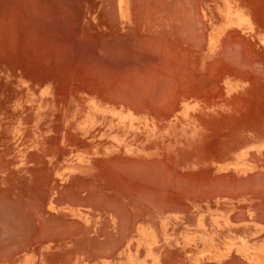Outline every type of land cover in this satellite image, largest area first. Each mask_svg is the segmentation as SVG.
Listing matches in <instances>:
<instances>
[{
  "label": "bare ground",
  "instance_id": "obj_1",
  "mask_svg": "<svg viewBox=\"0 0 264 264\" xmlns=\"http://www.w3.org/2000/svg\"><path fill=\"white\" fill-rule=\"evenodd\" d=\"M63 2L64 3L60 2L59 0H0V78L4 79V82L7 85H9V84L13 85V87H14L13 91H15L16 93H20V95H19V97L17 99V102L12 107H14L16 112H25V113L29 114L31 116L33 122H35L37 125L42 121V119H44L46 117H49V118L50 117H54V116H57L58 114L60 115V118L63 119V116L65 114H67L66 113L67 108L71 104H77L78 103V104L84 106V108L86 109L87 115H86V120H85L84 123L81 124L79 122L78 124H75V126H72V131L74 132V134H76V135L79 134L77 136L78 138L81 137V139H85V138L88 137V136H86V134H88L91 130H94V129L98 130V141L109 142L108 143L109 145L110 144H117V145L124 146V152L125 153L133 152L134 154H137L138 152H140V153H144L145 154V149H146L147 144H149V142L150 143L151 142H155L156 140L165 139V137L169 133V131H168L169 129L174 128L177 131L193 132L196 129V122H197L198 119H200V118H202L203 116H206V115L215 114L213 111H210L209 109L205 110V109H203L201 107H202L203 104L213 105L214 103H218L220 101H223V99L225 98L224 95H225V92H226V88H224L223 85H224V80L227 79V77H228L227 76V71H226V69L228 67L227 68L225 67V65L227 63L226 61H228V60L232 61L233 60L235 62L236 58L233 59V57H236L235 55L238 54L237 52L240 49V45H241V43H243L242 40H239V39H235L234 40L235 43H233L234 41L231 42L230 41L231 38H232L231 36H233L232 33H236V31H238L240 33H243L246 36H253V37H255V39L257 41L261 40V44L264 46V38L261 36L259 31L255 30L256 27L253 26V24L250 22V20L247 17V15L244 14L239 9L238 4L234 0H220V4H221V11L219 13L220 14L219 15L220 21H219L217 26H213V27H212V24H211V22L209 20V14H207L205 12V8H204V5H203V0H135L134 11H135V16L136 17L133 20V23H132V20L130 22V20L128 18L129 17L128 7L130 6L129 5V0H116V7L115 8L112 7L110 9L111 13H110V11L109 12L107 11V14L110 13L112 15L111 16V15L108 14L110 17H112L111 27L114 30L115 28L117 29V27H119L118 25L123 27V26H126L130 22L129 25L132 26V29H134L135 31L137 29V31H139V29H141V27L143 25H146L148 27V29H149V32L145 36V38H142L144 36V34H143L142 37H137V40H135L134 38H131V39H133L132 42L133 41H137L138 42L137 43L138 44V48L137 49H140L139 48L140 47L139 43H141V42H143V43H145L147 45L146 46L147 49L146 50L144 49L146 51V55L145 56L147 57V59H150V60H149V62H145L147 64L143 65V64H141L142 63L141 61H139L140 63L139 62L138 63L134 62L137 59V56H136L135 59H134V56H133L132 57L133 58L132 62H134V63L125 64V65L120 66L121 68H123L122 71L124 69H128V70L130 69L129 72L132 73L131 72V69H132L134 71V73H136V75H137V73L140 74V75H138L140 77L137 76L135 78L134 74L132 73L131 75H133L135 79H132L133 78L132 76H131L132 78L130 79V74H129V76L126 75L125 78H124L123 76L120 75V73H117L118 71L120 72L121 69L119 70L118 69L119 65H117L115 63L116 66H117V69H118V70H115L116 73L114 71L111 72L112 70L108 69V71L110 70V72L107 73V75L105 73L104 74L105 76H103L102 75L103 69L100 68L101 70L100 69H99L100 71L98 70L99 72H101L100 78H97V80H96V76H97L96 75L95 78L93 80H91V82L89 81V83H85L87 80L85 82H83V81L80 82L78 80H74L72 78H68V77L66 78L65 77L66 73H67L66 71H68V70L64 71L65 64L67 63V61L65 63V60H67L66 59L67 54H65V51L67 52V50H68V49L65 50V46L67 44L72 43L73 48L75 49V50L73 49V51L78 52L77 54H75V55H78V56L74 57L75 62H76V61H78L77 58L78 57L81 58V56H82V55L79 56V51L78 50L79 49L82 50L81 48L85 44H83V42L81 41L82 38L80 39L78 37V34H80V31H82V30H80V31L78 30L76 32L77 35L75 36V38L73 40H71V39L69 40L68 38H65L67 36H65V34H64L65 31L63 30L64 29L63 27L65 25H69V23H71L72 20H75V21L77 19L79 20V12L77 13L75 11L74 15L72 13L70 14L69 12H67L68 9H66L65 6H64V9H63V5L67 4L68 2L66 3L64 0H63ZM76 2H78V1H76ZM69 3H72V2L69 1ZM110 3H113V1H110ZM136 3H137V8H136ZM73 5H74V3H73ZM108 5H109V3H108ZM112 6H114V5H112ZM76 7H78V6H76ZM106 7H107V5H106ZM57 8H60L61 11L62 10L63 11L62 12L58 11ZM78 8H76V9H78ZM81 9L83 11V8H81ZM131 9H132V7H131ZM72 11L74 12V10H71V12ZM77 11H79V10H77ZM82 11H80V12H82ZM69 14L71 15L70 17L68 16ZM46 16H48V20H50V19L52 20L51 23L49 21H48L49 23H44V24L40 23L41 18L47 19ZM104 20H105V17H104ZM109 21H110V18H109ZM79 22H81V20H79ZM73 23H74V21H73ZM79 24L81 25V23H79ZM106 24H107V22H106ZM86 25L87 24H84V27ZM50 26H51V29L53 27L52 30H50ZM107 27L108 26H106V28ZM68 28H70V27H68ZM109 28H110V25H109ZM77 29H79V28H77ZM134 30H132V31L134 32ZM126 31H128V30H126ZM85 32H88V30L86 29ZM95 34H96V32H95ZM131 34H132V32L125 33L124 34V36H126V37H124L125 40L126 39L128 40L129 37L127 38V36L133 37ZM68 35H69V33H68ZM116 35H115L114 39L116 38ZM88 36H90V35H88ZM120 36L122 37V35H120ZM137 36H138V32H137ZM70 37H71V35H70ZM118 37H119V34H118ZM91 38H93V37H91ZM111 38L113 39V36ZM235 38H237V37H235ZM89 39H90V37H89ZM97 39H96V42L98 41ZM119 39H121V38H119ZM237 40L241 41V43L238 42ZM87 41H88V39H87ZM112 41H114V40H112ZM116 41H114V42H116ZM129 42H130V40H129ZM230 42H231V44H230ZM143 43H141V44H143ZM135 44H136V42H135ZM229 44H230L229 49L231 50V52H230V50H229V52L232 53V55H230V57H228L229 56L228 54L226 56V49H227V52H228L227 46H229ZM114 45H112L113 49H114ZM130 45H131V43H130ZM132 45L136 46L134 44H132ZM182 45L184 46V49H185V51H183V54H184V57H183L184 59L183 60L184 61L181 58L182 55L180 56V54H179V52L181 53L180 47H182ZM231 45H233L235 47V49H234L233 46H232L233 48H231ZM236 45H238V46H236ZM98 46H99V44H98ZM109 46H110V44H109ZM120 46H121V44H120ZM128 46H129V44H128ZM143 46L145 47V45H143ZM99 47H97V49ZM102 47H103V45H102ZM102 47H101V49H102ZM121 47H120V49H121ZM238 47H239V49H238ZM244 47L247 48V46H245V45L243 46V48H242L243 51L245 50ZM70 48L72 49V47H69V54H70ZM116 48H115V50H116ZM132 48L134 49V47H132ZM132 48L129 51H131ZM236 48L238 49V51L236 50ZM105 49H106V47H105ZM137 49L135 47V50H137ZM232 49L235 50L236 52H234ZM88 50H90V49H88ZM242 50L240 49L239 56H240V53L242 52ZM98 51H99V49H98ZM246 51H247V53L250 52L249 49H247ZM106 52H108V50H106ZM112 52H110V53H112ZM141 52H142V50H141ZM96 53H97V51H96ZM233 53H234V56H233ZM92 54L93 53H91L90 55L92 56ZM123 54H126V53H123ZM134 54L136 55V53H134ZM144 54H145V52H144ZM95 55H97V54H95ZM114 55H115V53H114ZM242 55L245 56L246 54L242 53ZM242 55H241V57H242ZM73 56H74V54H73ZM99 56H101V55H99ZM179 56H180V58H179ZM239 56H237V59H238ZM248 56H251V58H252L253 55L250 52V55L247 54V57ZM120 57H122V56H119V59H121ZM241 57H239V58H241ZM100 58H102V56ZM108 58H109V56L107 57V59ZM139 58H138V60H139ZM242 58L240 60H242ZM253 58H255V59H253ZM253 58L252 59L256 61L260 57L258 58L257 56H254ZM116 59H117V57H116ZM124 59L126 60L125 57H124ZM127 59H128V57H127ZM143 59H145V58H143ZM143 59L141 58V60H143ZM244 59L247 60V59H249V57L246 59V56H245ZM252 59H250V60L253 61ZM98 60H96V61H98ZM103 60L104 59H102V61ZM108 60H110V58ZM129 60H131V59H129ZM129 60H128V62H129ZM69 61H71V60H69ZM80 61H82V59ZM112 61H113V59H111V62ZM115 61L118 62V59L115 60ZM233 61L230 62V64L233 65L234 64ZM260 61H258V63L262 66L263 63L261 64ZM88 62H90V61H88ZM99 62H100V60H99ZM250 62H249V64H248V61H245V63H242V64L240 63L241 64L240 66H243L244 64H246V67H245V65H244V67L247 69L248 68L247 65L249 66ZM253 62H251V63H253ZM73 63H74V60H73ZM77 63H76V66H77ZM254 63L252 64V66L250 65L251 68H253L255 66V73L253 72V74L256 75L257 71L264 72V70H262V69H264L263 66L261 68V66L258 67L259 66L258 63H255V65H254ZM91 64H93V63H91ZM91 64H90V67H89L90 69H93L94 66H98L99 67V64H98V65H93V67L91 68ZM94 64H95V62H94ZM105 64H107V63H105ZM105 64H104V69L106 68ZM115 64L112 65V66H115ZM83 65H85V69H86V64L84 62H83V64H81V66H83ZM72 66H73V64H72ZM76 66L74 64V67H72V68H76ZM110 66L111 65H109L108 67L112 68ZM124 66L125 67H129V68H125ZM234 66H236V67H234ZM234 66H233L234 68L231 67L232 71H233V69H235V68L237 69V67H238L237 64L236 65L234 64ZM66 67H70V66H66ZM78 67H79V65L77 66V68ZM100 67L103 68V66H100ZM256 67H258L259 70H257ZM72 68L70 67L71 70L69 69V73L72 71ZM224 68H226V69L224 70ZM231 68H230V71L228 70L229 72H232ZM79 69H81V68H79ZM87 69H88V67H87ZM96 69H98V68H96ZM248 69H250V67ZM76 70H75V73L78 71V70L77 71ZM95 71L96 70H94V72ZM98 71L96 72L97 74H99ZM253 71H254V68H253ZM83 72H87V71H83ZM94 72L91 70V74H93ZM124 72H126V74L128 73V71H126V70ZM140 72H142L143 74L141 75ZM237 72H240L239 69H238ZM237 72H235V73L238 74ZM103 73H104V71H103ZM121 73H123V72H121ZM87 74H90V73L87 72ZM116 74H119V77L121 76V78H123V79L120 81V79H121L120 78L117 81V79L119 77L117 78ZM261 74H263V73H261ZM73 75H74V73H73ZM85 75L86 74L84 73V76ZM122 75H125V73H123ZM248 75H250V73ZM92 76L93 75H91V77ZM258 76H260V75H258ZM70 77H71V75H70ZM89 77L90 76H88V78ZM97 77H99V75ZM126 77H128V78L126 79ZM261 77H264V75H262ZM73 78H74V76H73ZM101 78L105 82V85H103L104 82L102 80H100ZM98 81L102 82L101 85H103V86L100 89V90H102V88H103V92L102 93H101V91L98 90L99 89L98 87H100V86H98V85H100V83ZM220 99H222V100H220ZM3 103H5V102H3ZM215 107H224V106L223 105H218V106H215ZM168 118H172V119L169 120L168 122H166L168 120ZM31 129L32 130H30L31 134H30L29 137H26V135H22L21 134V131L23 132L24 129H22V130L19 129L18 135L16 137H13V136L10 137V140L20 141L21 143L35 141L37 139L36 130L34 131V127H31ZM13 135H15V133ZM59 139L60 140H65L64 136H62V135H60ZM25 140H27V141H25ZM51 149H52V147H51ZM131 149L133 151H131ZM51 152H53V151H51ZM55 153H57V152H55ZM73 157L80 158L79 153L74 154ZM38 158H40V157H38ZM120 161H122V160H120ZM109 163L111 164V162H109ZM144 163H146V162L144 161ZM106 164H107V162H106ZM130 164L131 163L127 164V166L130 165ZM132 164L134 165L135 163L132 162ZM137 164H138V161H137ZM114 165H115V163H114ZM117 165H119V164L117 163ZM120 165H119V167L115 166V168H119L120 170H122L121 167L124 166V165H121V166ZM151 165H152V161H151ZM102 168H104V167H102ZM144 168H146V167H144ZM153 168H154V166H153ZM107 169H108V167H107ZM69 170L70 169H68L65 166L64 170L59 172V173H57L56 176L64 178V177H66V175L64 176V174H67L69 172ZM123 170H124V168H123ZM129 170H131V169H129ZM104 171H105V169H104ZM131 171H129V172H131ZM158 171H159V169H158ZM129 172H127V173L129 174ZM135 172H137V174ZM148 172H151V171L148 170ZM148 172H146V174ZM161 172H162V170L159 173H161ZM55 173H56V171H55ZM110 173H111V170H110ZM117 173H118V171H117ZM119 173H120V171H119ZM127 173H125V174L127 175ZM134 173H133L134 176H138L139 171H137V170L135 171L134 170ZM141 174H142V172H141ZM141 174H140V176H141ZM146 174H144L145 175L144 177L141 176V178L142 179H144V178L149 179L148 176H146ZM51 175L52 174H50V176ZM169 175H170V172H169ZM151 176L152 175H150V179L149 180L153 179V177L151 178ZM162 176H163V173H162ZM179 176H181V175H179ZM46 177H48V175ZM121 177H122V175H121ZM128 177H130V174H129ZM128 177L127 178L122 177V178H124V180L127 179L129 181L131 178L128 179ZM111 178H112V176H111ZM122 178H121V180H122ZM117 179H118L117 183L119 185L120 178L117 177ZM117 179L115 178L116 181H117ZM133 179H134V177L132 178V180ZM142 179L140 181V184L144 183V184H142L143 186L141 185L142 186L141 188H142V190H144V192H145L144 194L146 195V193L148 194L152 189L148 190V185L149 184H145V183L149 182V180H147L145 182L144 181L145 179L144 180H142ZM155 179H157V177ZM155 179L151 180V181H155ZM217 179H218V177H217ZM46 180L47 179H45V181ZM48 180H49V178H48ZM220 180H221V178L219 179V181ZM136 181H137V179H136ZM130 182H131V180L129 181L128 185L130 184ZM114 183L115 182H113V184ZM124 183H126V180H125V182L123 181V183L121 185L124 186ZM158 183L155 182V184H158ZM162 183L161 184L164 186V182L163 181H162ZM262 183H264V181L261 182V184ZM78 184H77V186H78ZM131 184L130 185L133 188H135L134 187L135 183H133V181H132ZM133 184H134V186H133ZM166 184H167V180H166ZM198 184L199 183H197L196 185H198ZM217 184L218 183H216V185ZM220 184L223 185V189H225L224 188L225 187L224 184H222V183H220ZM250 184H251V182H250ZM86 185L88 186L89 184L86 183ZM126 185H127V183H126ZM128 185H127V187H128ZM136 185H138V184H136ZM162 185H160V187ZM259 185H260V183H259ZM259 185H256L257 186L256 188H258ZM38 186H39V184H38ZM80 186H82V185L80 184ZM90 186H92L91 183H90ZM115 186H117V185H115ZM212 186H211V189H212ZM253 186L255 187V185H252V187ZM124 187L127 188L126 186H124ZM124 187H122V190L123 189L125 190ZM132 187L130 188L131 193L134 190ZM150 187L152 188L151 185L149 186V188ZM235 187H234V189H235ZM85 188H87V187H85ZM97 188H96V191H97ZM156 188H157V185L153 189H156ZM159 188H158L157 191H159ZM229 188H231V185L229 186ZM46 189H47V186H46ZM79 189L80 190L81 189L84 190L81 187H79ZM79 189L77 191L81 192V191H79ZM162 189H163V187H162ZM167 189H169V188H167ZM9 190L11 192V190H13V189H9ZM128 190H129V188H128ZM137 190H138V188H137ZM139 190H140V188H139ZM209 190L210 189H208V191ZM6 192L8 194L7 189H6ZM64 192H65V189H64ZM90 192H88V193H90ZM127 192L128 191H126V192L123 191V193H125V195L127 194ZM204 192L205 191H203V193ZM231 192H233V191H231ZM231 192H230V194H231ZM33 193L34 192H32V194ZM59 193H62V192H58V194ZM137 193H138V191L136 192V194ZM151 193L152 192H150V194ZM7 194L0 193V196H1V199H0V211H3V212H1V215L4 214V213L7 214V215H11V218L12 217L14 218V223L17 222V224H19V218L20 217H18L17 215L20 213L21 209H20V211H17V210H14V209H15V207L19 206L21 203L19 205L15 206V207L12 206L13 202H12V204H10V201H9L10 198L7 196ZM11 194H13V193H11ZM36 194H37V191H36ZM71 194L73 195V193H71ZM71 194H69L70 198L72 197ZM102 194H103V191H102ZM201 195H203V194H201ZM6 196L8 198H6ZM62 196H63V194H62ZM67 196H68V194H67ZM138 196L139 195H136L137 199L134 196L133 197L134 199L132 198L134 201L133 200L132 201L135 202V200L136 201L142 200L140 198L138 199ZM152 196H153V194H152ZM156 196H157V193H156ZM158 196H159V194H158ZM180 196H181V194H180ZM64 197H65V199H67L66 196H63V199H64ZM89 197H88V199H90V201H91V198H89ZM91 197H92V195H91ZM96 197H98V196L96 195L95 199H96ZM131 197H132V195H131ZM32 198H34V197L32 196ZM32 198L30 199V201L33 200ZM141 198H143V196H141ZM152 198L153 197H151L149 199H152ZM15 199H18V198L16 197ZM21 199H24V197H22ZM68 199H69V196H68ZM78 199H77V201L79 202ZM95 199L93 201H95ZM129 199H131V198H129ZM145 199L146 198L143 199L142 204H143L144 201L147 200V199L146 200ZM35 200H36V198H35ZM44 200H46V199L44 198ZM59 200H61V199H59ZM83 200L85 201V199H83ZM86 200H87V198H86ZM24 201L27 202L26 199H24ZM33 201H32V203H33ZM74 201H76V200H73V202ZM90 201H89V205L91 203ZM152 201H154V200H152ZM84 203L87 204L88 202L85 201ZM149 203H151L150 200H149L148 203L146 201V204L150 205ZM28 204H29V199H28ZM39 204H41V202H39ZM70 204H72V206H73V203H70ZM97 204H98V201H97ZM146 204H144V205H146ZM33 205H34V207L35 206L37 207V205L32 204V206ZM75 205H76V203H75ZM112 205H113V203H112ZM29 206L30 205H28V207ZM38 206L41 207L40 205H38ZM44 206H45V204H44ZM91 206H93V205H91ZM94 206H93V208H94ZM101 206H103V205H101ZM138 206L135 207V208H137V212L139 214V213L142 212V211L141 212L139 211L142 208L140 209V207H138ZM154 206H155L154 208H156V207H158V204H157V206L156 205H154ZM106 207H108V206H106ZM151 207L153 208V206H151ZM12 208H14V209H12ZM24 208H26V207H24ZM31 208H33V207H31ZM31 208L29 207L27 212L25 211L26 209L24 210V216H22L24 222L29 218V217H27V214H28V216L29 215H31V216L33 215V216H36L35 218H37V215H35L36 212H35V214H29V212H30L29 209H31ZM109 208H110V206H109ZM138 208H139V210H138ZM145 208L148 209L149 206L145 207ZM38 209H39V212H38L39 217H38V219L40 221L38 220L37 222L38 223L43 222L42 223L43 225L48 223L47 221L46 222L44 221L45 220L44 219V215H43V212L45 214V211H43L44 209L43 210H41L42 208H38ZM157 209L160 212L162 210L161 208H160L161 210H159V208H157ZM33 210H35V209H33ZM101 210H102V208H101ZM111 210H110V212H111ZM134 210H136V209H134ZM152 211H153V209H151V212ZM158 211L156 210L155 213L158 214ZM162 211H164V210H162ZM137 212H135V213L137 214ZM32 213H34V212L32 211ZM5 214L2 217H4V218L6 217V218L2 219V220L0 219V221L2 222L4 220L5 222L7 221L6 223H8V217L9 216L7 217V216H5ZM47 214H49V213H47ZM116 214H118V213H116ZM136 214H134V217H136ZM31 216H30V218H31ZM120 216H122V215H120ZM50 217H49V219H50ZM118 217H119V215H118ZM139 217H138V220H139ZM11 218H9V220ZM47 218H46V220H47ZM16 219H17V221L15 222ZM29 219H28L27 223H29ZM118 219H120V217ZM150 219H152V218H150ZM130 220L132 221V219H130ZM126 221L125 222L123 221L124 223L122 221H120V224L118 223V227H119V225L122 226V227H125L124 224L127 223ZM134 221H135V219H134ZM27 223H24L23 228L25 227V225H27ZM31 223H33V220L30 221V224ZM58 223L59 222H57L56 227L59 225ZM2 224L4 225V223H2ZM8 224L10 225L11 223H8ZM20 224H22V223H20ZM30 224H28L26 227L33 226V225H30ZM48 224H46V226H49L47 228H50V226H53L55 223L53 225H50V223H48ZM71 224H69V225H71ZM14 225H16V224H14ZM132 225H133V223H132ZM38 226H39V224H37V229H38ZM54 226H53V228L56 229ZM6 227H7V225L5 224L4 228H6ZM118 227L115 226L116 230H117ZM15 228H18V226H16ZM67 228H65L66 231H68ZM119 228H118V230H119ZM54 229L53 230L51 229V230L53 232H56V231H54ZM104 229H106V227H104ZM121 229H123V228H121ZM121 229H120V232H121ZM125 229L126 228H124L122 230V235H121V233L119 231H117V232H119L118 235L119 236L120 235L123 236L125 231H127ZM42 230H44V229H42ZM42 230H40V232ZM46 230L50 231L48 229H46ZM103 230H102V232H103ZM4 231H6V230L4 229ZM21 231H23V230H21ZM47 231L44 230V232L48 233ZM7 232H9V231H7ZM13 232L15 234L14 230H13ZM44 232H43V234H46ZM2 233H4V232L2 231ZM35 233H38V232L36 231ZM50 233H52V232H49L48 234H50ZM58 233H60V232L57 231V234ZM9 234H10V232H9ZM28 234H30V233H27V235ZM52 234L53 235H57L56 233L55 234L52 233ZM52 234H50V236H52ZM103 234H104V232H103ZM16 235H15L16 239L19 240L20 238H22L18 234H16ZM27 235H24L25 236L24 242H26V238H27L26 236ZM31 235H33V233ZM76 235H78V234H76ZM18 236H19V238H17ZM43 236H45V235H43ZM72 236L74 237V235H72ZM46 237H48L47 234H46L45 238ZM75 237H77V236H75ZM36 238L38 240V237H36ZM41 238H43V237H41ZM45 238H44V240H45ZM51 238L57 240L56 237L54 238L52 236L49 239H51ZM61 238L63 239L64 236L61 237ZM110 238H111V236H110ZM8 239H9V237H8ZM16 239H14V240H16ZM28 239H29V237H28ZM35 239H32V241H34ZM64 239L66 240V238H64ZM18 240H16V241L19 242ZM20 240L23 241V238L20 239ZM107 240H110V239L108 238ZM114 240H116V239H114ZM114 240L112 241L113 243H114ZM118 240L119 239L117 238V243H119ZM1 241H2V239H1ZM22 241H20L19 243H22ZM45 241H48V238ZM59 241H62V240H59ZM29 242L31 243V241H29ZM29 242L27 241V243H28L27 245H29ZM95 242H96V239H95ZM8 243H7V245H8ZM10 243L13 244L14 242L10 241ZM16 243H14V245H16ZM113 243H112V246L115 245ZM22 244H23V246H24V244L26 245V243H22ZM22 244H21V247H22ZM72 244H77V243H72ZM32 245H33V243H32ZM81 245L83 246L82 243H81ZM1 246H2V244H1ZM17 246H18V243H17ZM112 246L110 247V249L112 248ZM102 247H105V246H102ZM4 248L6 249V247H4ZM8 248H7V250H8ZM14 248H16V246ZM14 248H11V251H14ZM22 248L24 249L25 246L22 247ZM2 249H3V247H2ZM20 249L21 248L19 246L18 250H20ZM9 251H8V253L11 254ZM106 251H108V250H106ZM4 252H5V250H3L2 253H4ZM17 252H19V251H17ZM37 252H38V250H37ZM6 253H4V254H6ZM13 253H16V252H13ZM13 253H12V255H13ZM102 256H104V255H102ZM66 257L67 256H65L64 259ZM1 258H3V257L1 256Z\"/></svg>",
  "mask_w": 264,
  "mask_h": 264
},
{
  "label": "crops",
  "instance_id": "obj_2",
  "mask_svg": "<svg viewBox=\"0 0 264 264\" xmlns=\"http://www.w3.org/2000/svg\"><path fill=\"white\" fill-rule=\"evenodd\" d=\"M110 1H113V3H110ZM98 2L100 4V10H97L95 18L104 19L105 17V19L108 20L110 18L111 21L112 17L109 16L111 15V10L108 8H115L116 0H98ZM129 5L132 9L130 6L128 7V18L130 22L132 20L133 23V20L136 17L134 11L135 0H129ZM107 11H110V13H108L109 15L107 14ZM110 21V28L109 26L107 28L104 26V28L106 30L109 29L108 31H110V35L112 36H115L117 33L119 36L120 34L123 36L125 33L133 32L132 30H134L132 29V26L129 25L130 22L123 27L118 25V30L116 28L113 30L111 27L112 21ZM118 34L116 35V40L119 42ZM223 86L226 88L224 95L225 98L223 99L226 103L224 107L219 110H214V113H220L224 116L227 115L228 117H223L222 125L217 127V129L224 131L223 137L219 138L217 143L213 140L212 144L207 147L206 190H192V194L199 195L201 194L200 192L205 194L206 202L197 204V207L192 208V214L194 212V217H192L191 222H188V224H183L181 222L185 217L182 215V210L177 207L169 209L174 211V213L170 214V218L166 223H164L163 220L153 222L152 219H150L149 214L151 206L144 203L146 205L142 204L143 208L141 209L143 215L141 220H139L135 226L133 222L135 202H133L134 200L132 201V198L135 196V188L131 186L132 181L134 183V179L132 180V178L134 177L133 173L135 164L133 165L132 162L136 163V161H141L145 164L144 161L147 163L150 159L148 158V155L140 152L137 154H134L133 152L125 153L124 146L117 144L109 145L103 141H97L98 148L95 150H81L78 152L80 158L71 157L70 161L64 165V167L66 166L70 169L69 172L64 174V176L66 175L64 178L55 176V180L59 185H56L53 190H25L26 192L24 190H11V192L10 190H7L8 194L6 190H0V193L7 194L11 199H9V201L10 204L13 202L12 206L15 207L21 203L19 206L15 207V209L12 208L17 211H20L21 209L20 213L18 212L19 214L17 215L20 217L19 224L16 222L17 219L15 220L16 223H14V218H11V215L5 213V216H9L8 223H11L12 225L6 223L7 221H0V246L2 244L0 247V264H40L41 259H64L65 256H67L65 259H73L76 261L81 260L74 264H124L125 261L126 264H135V259L139 261L142 260L143 264H150L154 257L184 258L188 264H264V183L261 184V182L264 181V93L261 91V87L257 86L255 76H252L251 74L238 73L237 75H231L224 80ZM253 132L254 134H257L256 139H253L252 137ZM131 151L133 150L131 149ZM105 161L107 164L109 162H111V164L109 163L107 165ZM117 163L119 165H124L121 167L122 170L115 168ZM129 163L131 164L127 166ZM119 165L116 167H119ZM64 167L60 172L64 170ZM109 169L111 170V173ZM127 172H129L130 177H128L129 174ZM125 173H127V175ZM121 175L124 178H131V185H128L130 180L128 181L125 179L128 187L126 183H124V186L127 188L121 185L123 181L125 182ZM111 176L114 178L112 179ZM116 176L120 178V186L117 183L118 179ZM220 178L222 181H219ZM113 182H115L114 184L117 186H115ZM86 183L89 185L87 186ZM90 183L92 186H90ZM216 183L218 184L216 185ZM220 183L224 184L225 189H223V185ZM77 184L83 189L85 187L87 188L80 190ZM80 184L82 186H80ZM230 185L231 188H229ZM252 185H255V187H252ZM256 185H259L258 188H256ZM122 187H124L125 190H122ZM131 187L134 189V193H131ZM64 189L66 193L64 192ZM78 189L81 192H78ZM208 189L210 190L208 191ZM123 191L128 192L125 195ZM203 191L205 192L203 193ZM229 191L233 192L230 194ZM32 192L34 193L32 194ZM58 192L62 193L58 194ZM71 193H73V195ZM62 194L63 196H66L67 199L69 196V199L67 200L65 197L63 199ZM69 194L72 195L71 198ZM91 195L92 197L94 195H97L98 197L95 199L94 196L93 198L95 201H93L94 199ZM7 196L6 198H8ZM32 196L34 198H32ZM16 197L18 199H15ZM22 197H24L27 202H25L24 199H21ZM88 197L91 198V201ZM31 198L34 201H30ZM44 198L46 200H44ZM76 198H79V202ZM83 199L88 203L85 204ZM73 200H76L74 202L76 205L78 204L77 206ZM38 201L41 202V204H39ZM89 201L91 202L90 205ZM31 203L37 205V207H34V205L32 206ZM70 203H73V206ZM28 205H30V208L33 207L29 209V214H35L36 212L35 215H37V218H35L36 216H28L27 214V217L30 218L31 216L30 219L28 218L29 223H27L28 219L24 222L22 217L24 216V210L26 209L25 211H28ZM91 205H95L94 208ZM148 206V209L145 208ZM38 208H42L41 210L44 209L43 211H45V214L42 211L45 219L44 221H47L50 225L55 223V226H53L56 229H54L53 226L47 228L49 227L46 226L48 223L44 224L45 227L42 224L43 222H37L39 220ZM178 210H180L181 213H178ZM32 211L34 213H32ZM1 212L3 211H0V219L2 220L6 217H2L4 214L1 215ZM118 215L120 219H118ZM9 218H11V221ZM130 219H132V221ZM32 220L34 224H30V221ZM119 220L122 222L127 220V223L124 224L125 227L120 225V228L118 227V223L120 224ZM23 222L27 223V225H33L31 226L32 228L30 226L26 227L27 225L23 228ZM57 222H59V225L56 227ZM2 223H4V225ZM5 224L7 225L6 228H4ZM37 224H39L38 229ZM13 225L15 227L18 226V228H15ZM115 226H117L119 230L118 228L116 230ZM104 227H106V229H104ZM3 228L6 231H4ZM45 228L50 231H47ZM65 228H67L68 231H66ZM121 228H126L125 230H127H124L125 233L123 232V236H121L123 230ZM15 229L17 231L20 230L17 232ZM42 229L48 233L52 232L54 234H57V231H59V235H53L50 233L54 238L56 237L57 240L53 238L49 239L52 236L44 232ZM51 229H54L56 232H53ZM13 230L15 231V234ZM40 230L42 231L40 232ZM2 231L4 233H2ZM7 231H9L11 235ZM34 231H37L38 233H35ZM117 231L121 233L120 236ZM26 232L30 234L27 235ZM31 232L33 235H31ZM43 232L46 233L48 237L45 238L46 234H43ZM22 233L27 235L26 242H24L25 236ZM16 234L22 237L23 241L20 240L22 238L19 240L16 239ZM2 235L13 237L6 239V237H3ZM72 235H74V237ZM19 236L17 238H19ZM63 236L66 240L61 238ZM34 237H38V240ZM44 238L45 240L48 238V241H45ZM108 238L110 240H107ZM117 238L119 239V243H117ZM14 239L26 243V245L24 244L25 248L23 249V244ZM32 239H35L36 241H32ZM113 240L114 243L112 242ZM10 241L14 243L17 242L18 246L17 243L14 245V243L12 244ZM27 241H31V243L29 242V245H27ZM112 243L115 245L112 246ZM7 246H10V249ZM15 246L16 248H14ZM19 246L21 248L20 250H18ZM111 246L113 249H110ZM4 247H6V249ZM11 248H14V251H11ZM3 250H5L4 253H7H2ZM8 251L11 254H9ZM1 256L3 258H1Z\"/></svg>",
  "mask_w": 264,
  "mask_h": 264
},
{
  "label": "rangeland",
  "instance_id": "obj_3",
  "mask_svg": "<svg viewBox=\"0 0 264 264\" xmlns=\"http://www.w3.org/2000/svg\"><path fill=\"white\" fill-rule=\"evenodd\" d=\"M59 1L64 3L63 0H59ZM64 1L66 3L67 2L68 3L63 5V9L65 6V8L68 9L67 12H69L70 14L72 13L73 15H74L75 11L77 13L79 12V20H81V22H79V20L77 19L76 21L78 23L75 20H72V22H71L72 24L69 23V25H65L66 27L63 25L64 26L63 30L65 31L64 34H65V36H67L65 38H68L69 40L70 39L73 40L75 38V36L77 35L76 32L78 30L79 31L82 30L83 32L80 31V34H78V37L80 39L82 38L81 41L83 42V44H85L82 46V48H81L82 50H80V49L78 50L79 56H81V55L82 56H81V58L78 57L77 58L78 61H76V62H75L74 57L78 56V55H75L78 52L73 51L74 48H73L72 43H70L71 45L67 44L68 46L65 44L66 45L65 50L68 49L67 52L64 50L65 54H67V57H66L67 60H65V63H66V61H67V63L65 64V69H64V71L68 70V71H66L67 72L66 76H65L66 78L67 77L72 78V79L78 80L80 82H82V81L85 82L87 80L85 83H89V81L91 82V80H93L96 75L97 76L99 75V77L96 76V80H97V78H100L101 72H99V71L101 69H103V71H104V73L102 71L103 76H105L104 75L105 73L107 75V73H109L110 70H112L111 72L114 71L116 73L115 70H118V69L119 70L121 69V71L120 72L118 71L117 73H120V75L123 76L124 78L126 75L129 76V74H130V79L132 77H133L132 79H135L138 75H140L138 73L136 75V73H134V71L131 69V72L135 76V78H134V76L131 75L132 73L129 72L130 69L129 70L124 69L122 71L123 68H121L120 66L125 65V64L134 63V62L138 63L139 61H141L142 62L141 64H143V65L147 64L145 62H149L150 59H147V57L145 56L146 55L145 50L147 49V47H146L147 45L145 43L141 42L143 44L139 43L140 49H137L138 48V44H137L138 42L133 41L134 42L133 43L132 42L133 39H131V38H134L135 40H137V37H142L143 34H144V36L142 38H145V36L149 32V29L146 25H143L141 27V29H139V31H137V29H136V31L134 30V32H132V34H131L133 37L127 36V38L129 37L128 40L126 39L127 41L125 40V38L123 39V37H126L123 35L122 37L119 36V38H121V39H119V42H114V41H116L115 40L116 38L114 39L115 36H113V39H112L111 38L112 36L110 35V31L108 32L104 28V26H109V20L108 19L104 20V19H96L95 18L97 10H100V4H99L98 0H89V1L88 0H76L78 2H76L75 0H64ZM69 1L72 3H69ZM234 1L238 4L239 9L244 14L247 15V17L249 18V20L253 24V26L256 27L255 30L259 31L261 36L264 38V0H234ZM73 3H74V5H73ZM203 5L205 8V12L207 14H209V20L212 24V27L217 26L219 21H220V17H219V15H220L219 13L221 11L220 0H203ZM76 6H78L79 8ZM75 7L78 9H76ZM60 8H57V10L61 11L62 8L61 9ZM81 8H83V11ZM136 8H137V3H136ZM108 9L110 10L111 8H108ZM71 10H74V12L73 11L71 12ZM77 10H79V11H77ZM80 11H82V12H80ZM70 14L68 15L69 17L71 16ZM48 16H46L47 19L41 18L40 23H42V24L49 23V22L51 23L52 20L51 19L48 20ZM73 21H74V23H73ZM106 22H108V25L106 24ZM79 23H81V25ZM83 23L87 24V25L84 27ZM67 26L70 28H68ZM77 28H79V29H77ZM52 29H53V27H52ZM52 29L50 26V30H52ZM86 29L88 30V32H85ZM95 32H96V34H95ZM137 32H138V36H137ZM68 33H69V35H68ZM70 35H71V37H70ZM88 35H90V36H88ZM232 35L233 36H231L232 38L230 40L231 42H233L235 39L242 40L243 43H241V41L237 40L238 42L241 43V45H240L241 50H242L244 45L247 46V48L244 47L245 50L244 51L242 50V52L240 53V56H239L240 49L238 47V49H239V51H238V49L236 48V50L238 51L237 52L238 54L235 53L236 57H233V59L234 58L237 59V56L241 57L242 53L246 54L245 55L246 59L248 57H249V59L245 60L244 59L245 56L242 55V57H243V58L241 57L242 60H240L241 58H239V57H238L239 60L235 59V62L232 60L235 65L236 64L238 65L237 69L235 68V69H233V71H232L231 67H233L234 64L233 65L230 64V62H232V61H230V60H228L229 62L226 61L227 63L225 65V67L226 68L228 67V68L227 69L224 68V70L226 69L227 76L229 77L231 75H237L235 72H237L238 69L240 72H237V73H242V74L245 73L246 74L248 72L247 74L250 73L251 75L255 76V81L257 82V86H260L261 91L264 93V77H261L262 75H264V72L257 71V70H259L258 67L261 66L258 63V61H260V60H261L260 61L261 64L263 63L262 66L264 68V46L261 44V40L257 41L255 39V37L246 36L243 33H240L238 31H236V33H232ZM83 36L84 37L86 36V37L84 38ZM89 37H90V39H89ZM91 37H93V38H91ZM235 37H237V38H235ZM87 39H88V41H87ZM96 39L98 40L97 42H96ZM112 40H114V41H112ZM129 40H130V42H129ZM135 42L137 45L135 44ZM231 42H230V44H231ZM97 43L99 44L100 47L98 46ZM119 43L121 44L122 47L120 46ZM130 43H131V45L134 44L136 46H133V45L131 46ZM233 43H235V41ZM109 44L111 47L109 46ZM128 44H129V46H128ZM230 44H229V46H227L228 52L226 49V56L228 54L229 55L228 57H230V55H232V53H230L231 50L229 49ZM102 45L104 48L102 47ZM112 45H114V49H113ZM143 45H145V47ZM232 46L233 45H231V48L234 47V46L233 47ZM236 46H238V45H236ZM69 47H72V49L70 48V54H69ZM97 47H99L98 48L99 51H98ZM101 47H102V49H101ZM105 47H106V49H105ZM120 47H121V49H120ZM132 47H134V49ZM135 47L137 50H135ZM87 48L90 50H88ZM115 48L118 51H116ZM124 48L125 49L127 48V49L125 50ZM131 48H132V50L129 51ZM180 49H181V53L179 52V54H180V56L182 55L181 58L183 60L184 59L183 58L184 57L183 51H185L184 46L182 45V47H180ZM234 49H235V47H234ZM247 49H249V51L253 55L252 58L254 56H257L258 58L260 57L259 58L260 60L257 59L258 61L257 60L255 61L253 59H255L256 57L253 59L251 58V56L247 57V54L250 55L249 51H248L249 53H247V51H246ZM95 50L97 51V53ZM106 50H108L109 53L106 52ZM141 50H142V52H141ZM229 50H230V52H229ZM233 51L236 52L235 50H233ZM110 52H112V53H110ZM144 52H145V54H144ZM91 53H93L92 56L90 55ZM114 53H115V55H114ZM123 53H126V54H123ZM134 53H136V55ZM73 54H74V56H73ZM95 54H97V55H95ZM99 55H101L102 58H100L101 56H99ZM118 55L122 56V57H120L122 60L119 59ZM68 56L70 58L71 57L72 58L70 59ZM108 56H109L110 60H108L109 58L107 59ZM115 56L117 57L118 62L115 61V60H117ZM133 56H134V59L137 56V59H136L137 61L135 60L134 62H132ZM180 56H179V58H180ZM233 56H234V53H233ZM124 57L126 58V60L124 59ZM127 57H128V59H127ZM138 58H139V60H138ZM141 58L142 59L145 58V59L141 60ZM72 59L74 60V63H73ZM81 59L86 64V69L88 67V69L90 71L88 69L87 70L85 69V65L81 66V64H83V62L80 61ZM98 59L100 60V62ZM102 59H104L105 61L104 60L102 61ZM111 59H113L112 62H111ZM129 59H131V60H129ZM250 59H252L255 63H258V65H259L258 67H256L257 68V70H256L257 76L255 74H253V72L255 73V66L253 67L254 68V71H253V68H251V66L254 62L251 61ZM69 60H71V61H69ZM87 60L93 64H91ZM96 60H98V61H96ZM128 60H129V62H128ZM245 61H248V64L250 61L253 62V63L250 62L251 66L247 65V67L248 68L250 67V69L245 68L246 64H244L245 67H244V65L240 66L242 63H245ZM94 62H95V64H94ZM76 63H77V66L79 65L78 68L76 66ZM105 63H107V64H105ZM115 63L117 65H119L118 69H117V66ZM255 63H254V65H255ZM72 64H73V66H72ZM74 64H75L76 68H72V67H74ZM90 64H91V68L93 67V65H98V64H99V67L94 66L93 69H90L89 68ZM104 64L106 67L105 69H104ZM114 64H115V66H112ZM109 65H111L110 67H112V68H109L108 67ZM66 66H70L72 68V71L70 73H69L70 67H66ZM100 66H103V68ZM262 66H261V68H262ZM234 67H236V66H234ZM79 68H81V69H79ZM96 68H98V69H96ZM125 68H129V67H125ZM230 68H231L232 72H229ZM108 69H110V70L108 71ZM75 70L78 73L77 72L75 73ZM91 70L93 72H94V70H96V71L93 74H91ZM125 70L128 71L127 74H126V72H124ZM262 70H264V69H262ZM83 71H87L90 74H87V72H83ZM97 71L99 72V74L96 73ZM72 72L74 73V75ZM121 72L125 73V75H122L123 73H121ZM84 73L86 74L85 76H84ZM140 73H141V75L143 74L142 72H140ZM261 73H263V74H261ZM69 74L71 75V77ZM91 75H93V76L91 77ZM258 75H260V76H258ZM73 76H74V78H73ZM88 76H90L89 77L90 79L88 78ZM116 76L118 78L119 74H116ZM121 76L117 79V81L121 78ZM138 77H140V76H138ZM127 78L128 77H126V79ZM122 79L123 78H121L120 81ZM100 80L103 81L102 78ZM98 82L100 83V85H98V86H100V87H98L99 88L98 90L101 91V93H102L103 88H102V90H100V89L103 85H105V82L103 81L104 82L103 85H101L102 82H100V81H98ZM13 88H14L13 85H11V84L7 85L4 82V79L0 78V165H1L0 166V190H2L3 188H4L3 190H6V189L7 190H9V189L23 190L25 187L26 188L24 190H33V189L34 190H53L56 185L57 186L59 185V183H57L55 180L56 174L59 173L60 170L64 167V165L70 161L71 157L74 154L78 153L81 150H83V151L84 150H87V151L91 150L92 151V150H95L96 148H98V142H100V141H98V130H95V129L91 130L88 134H86V136H88V137L85 139H81V137L78 138L77 136L79 134L78 135L74 134V132L72 131V126H75V124H78L79 122L81 124L84 123L86 120V115H87L86 109L84 108V106H82L78 103L77 104H71L67 108V111H66L67 114H65L63 116V119H61L60 115L58 114L57 116H54V117H50V118L46 117V118L42 119V121L37 125L35 122H33L32 118L29 114H27L25 112H16L14 107H12L17 102V99L20 95V93H16L15 91H13ZM220 100H222V99H220ZM3 102H5V103H3ZM225 103L226 102L223 100V101H220L218 103H214L213 105L203 104L201 108H203L205 110L209 109L210 111L214 112V110L217 111L220 108H222V107H215V106H218V105L224 106ZM219 112H221V111H219ZM223 117H228V116L227 115L224 116L220 113H217V114L215 113V114L203 116L202 118L197 120L196 129L193 132H182V131H177L176 129L172 128V129L168 130L169 133L167 134L165 139L156 140L155 142H151V143L149 142V144H147V146H146L147 148L145 149V154L148 155V158L150 159V161L145 163V164H143L141 162H138V164H137V161H136L134 170L139 171L140 174L142 172L141 176H143V177L145 176L144 174H146V172H148V170H149L153 174L151 172H148L146 174V176H148V178L150 179V175H152L151 178L153 177V179H151V180H154L156 177H157V179H155V181H151L147 178H144L145 179L144 180L141 178L139 173H138V176H134L135 177L134 178L135 179L134 180L135 197H136V195H139L138 199L139 198L142 199L139 201L135 200L136 206L135 205L134 206L137 207L140 204L138 207H140V209H141V208H143L141 206L143 199L146 198L147 200L146 199L145 200L147 201V203L150 200L151 201L150 206H153V208L151 207V209H153V211L151 212V210H150L149 214H150V218H152L153 222H158V220H163L164 223H166L170 218V214L174 213V211H171L169 209L177 207V208L182 210V215L185 217V219L182 220L181 222L183 224L184 223L188 224V222H191L192 217H194V215H193L194 212L192 214V208L197 207V204H202V203L206 202V200H205L206 195L205 194L201 195L202 192H200L201 194H199V195L198 194H192V189L194 188L193 190H206V185H207V175H206L207 147H208V145L212 144L213 140L215 141V143H217L219 138L223 137L224 131L217 129L218 126L222 125ZM172 118H168V120L166 122H168ZM31 127H34V131L36 130L37 139L35 141L21 143L20 141L10 140V137H12V136L16 137L18 135L19 129H21V130L24 129L23 132L21 131V134L26 135V137H29L31 134L30 130H32ZM14 133H15V135H13ZM60 135L64 136L65 140H60L59 139ZM252 137H253V139L254 138L256 139L257 134H254V132H253ZM25 141H27V140H25ZM103 142L107 143V144L109 143V142H105V141H103ZM51 147H52V149H51ZM51 151H53V152H51ZM55 152H57V153H55ZM38 157H40V158H38ZM151 161H152V165L154 166V168L151 165ZM144 167H146V168H144ZM145 169L146 170L148 169V170L146 171ZM158 169H159V171H158ZM161 170H162V172L159 173ZM55 171H56V173H55ZM169 172H170V175H169ZM135 173L137 174V172H135ZM162 173H163V176H162ZM50 174H52V175L50 176ZM47 175H48V177H46ZM179 175H181V176H179ZM48 178H49V180H48ZM45 179H47V180L45 181ZM136 179H137V181H136ZM141 179L144 180L145 182L147 180H149V182H147L145 184H149L148 190L152 189L150 191V192H152L151 194H150V192L148 193L149 195L147 193H146V195L143 193L144 190H142L141 187L143 186L142 184H144V183L140 184ZM166 180H167V184H166ZM162 181L164 182V186L162 185L163 184ZM155 182L156 183L159 182L160 184L159 183H158L159 185L155 184ZM195 183L196 184L199 183V184L196 185ZM38 184H39V186H38ZM136 184H138V185H136ZM150 185L152 186V188L151 187L149 188ZM156 185H157V188L153 189L156 187ZM160 185H162V186L160 187ZM46 186H47V189H46ZM162 187H163V189H162ZM137 188H138V190H137ZM139 188L141 191L139 190ZM158 188H159V191H157ZM167 188H169V189H167ZM137 191H138V193L136 194ZM156 193H157V196H156ZM152 194H153V196H152ZM158 194H159V196H158ZM180 194H181V196H180ZM140 195L143 196V198H141ZM151 197H153V198L149 199ZM136 199H137V197H136ZM152 200H154L156 203ZM146 201H144L143 204L146 203ZM157 204H158V207L154 208L155 207L154 205L157 206ZM157 208H159V210L162 209L164 211L161 210V212H160V211H158ZM135 209H136L135 212H137V208H135ZM138 210H139V208H138ZM156 210L158 211V214L155 213ZM139 211L141 212L142 210H139ZM177 212L181 213L180 210H178ZM141 213H139V214H138V212H137V214L134 213V214H136V217H134V219H135L134 225L135 226L137 225L139 220H141V216H142ZM138 217H139V220H138ZM181 218H182V216H181ZM164 230H165V227H164ZM8 237L12 238V236H6V239H8ZM80 261L81 260L76 261L73 259H41L40 264H74L75 262H80ZM135 261H136L135 264H143L142 260L139 261V260L135 259ZM124 264H126V261L124 262ZM150 264H188V262L184 258L182 259V258H158V257H154V258H152Z\"/></svg>",
  "mask_w": 264,
  "mask_h": 264
}]
</instances>
